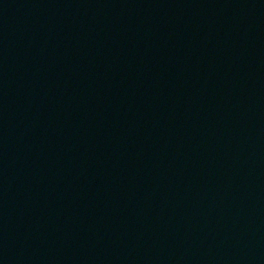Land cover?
Instances as JSON below:
<instances>
[{
	"label": "water",
	"instance_id": "obj_1",
	"mask_svg": "<svg viewBox=\"0 0 264 264\" xmlns=\"http://www.w3.org/2000/svg\"><path fill=\"white\" fill-rule=\"evenodd\" d=\"M0 264H264V0H0Z\"/></svg>",
	"mask_w": 264,
	"mask_h": 264
}]
</instances>
